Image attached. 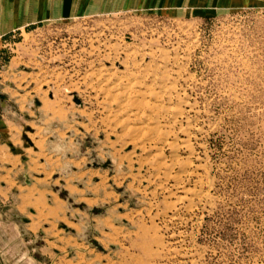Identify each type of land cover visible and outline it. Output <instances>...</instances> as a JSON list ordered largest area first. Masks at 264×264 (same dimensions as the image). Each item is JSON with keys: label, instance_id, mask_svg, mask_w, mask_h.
Returning a JSON list of instances; mask_svg holds the SVG:
<instances>
[{"label": "rangeland", "instance_id": "rangeland-1", "mask_svg": "<svg viewBox=\"0 0 264 264\" xmlns=\"http://www.w3.org/2000/svg\"><path fill=\"white\" fill-rule=\"evenodd\" d=\"M17 44L0 66L18 57L11 113L74 161L63 181L87 197L102 181L118 215L109 227L103 204L70 200L58 232L83 224L89 249L127 245L133 264H264V13L102 17Z\"/></svg>", "mask_w": 264, "mask_h": 264}, {"label": "crops", "instance_id": "crops-1", "mask_svg": "<svg viewBox=\"0 0 264 264\" xmlns=\"http://www.w3.org/2000/svg\"><path fill=\"white\" fill-rule=\"evenodd\" d=\"M245 10L264 13V0H0V66L17 40L55 24L127 15L206 20ZM17 58L10 56L0 72V264H133L127 245L113 254L89 249L81 239L83 224H77L75 236L56 230L70 200L84 205L85 211L103 204L106 211L101 219L109 227L118 215L109 210L111 193L102 181L92 186L90 197L70 180L63 181L61 176L74 161L64 163L39 129L26 135V125L11 113L10 102L19 104L20 111L25 108L23 98L17 99L16 91L6 84L22 76ZM42 108L48 120L59 116L54 104H42ZM28 140L32 147L25 144ZM86 174L97 177L93 169ZM61 181L63 195L57 189ZM45 223L49 227L42 229Z\"/></svg>", "mask_w": 264, "mask_h": 264}]
</instances>
